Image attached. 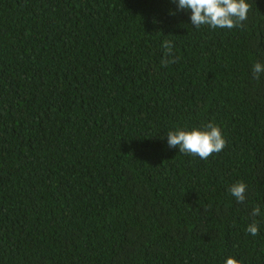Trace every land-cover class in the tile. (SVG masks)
Listing matches in <instances>:
<instances>
[{
	"label": "trees",
	"instance_id": "trees-1",
	"mask_svg": "<svg viewBox=\"0 0 264 264\" xmlns=\"http://www.w3.org/2000/svg\"><path fill=\"white\" fill-rule=\"evenodd\" d=\"M247 2L210 29L172 0H0V264H264V0ZM209 122L220 153L168 147Z\"/></svg>",
	"mask_w": 264,
	"mask_h": 264
},
{
	"label": "clouds",
	"instance_id": "clouds-1",
	"mask_svg": "<svg viewBox=\"0 0 264 264\" xmlns=\"http://www.w3.org/2000/svg\"><path fill=\"white\" fill-rule=\"evenodd\" d=\"M172 3L176 5V10L189 13V20L194 28L207 26L210 29H233L242 26L249 13L247 0H172ZM162 47L167 55H171L173 48L171 41H164ZM251 73L254 79H260L264 75V63L253 62ZM166 137L169 148H176L179 153L195 155L202 160L208 159L214 153H220L226 146V139L220 126L212 122L200 127L169 130ZM247 188L245 182L239 181L233 183L228 188V192L237 203H243L246 200ZM251 214L253 217L264 219L261 206L253 207ZM260 227V222L253 220L245 230L255 237ZM224 264H242V262L234 256H228Z\"/></svg>",
	"mask_w": 264,
	"mask_h": 264
}]
</instances>
